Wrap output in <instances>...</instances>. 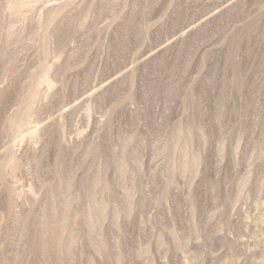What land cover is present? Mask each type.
Masks as SVG:
<instances>
[{
	"label": "rangeland",
	"instance_id": "obj_1",
	"mask_svg": "<svg viewBox=\"0 0 264 264\" xmlns=\"http://www.w3.org/2000/svg\"><path fill=\"white\" fill-rule=\"evenodd\" d=\"M0 264H264V0H0Z\"/></svg>",
	"mask_w": 264,
	"mask_h": 264
}]
</instances>
